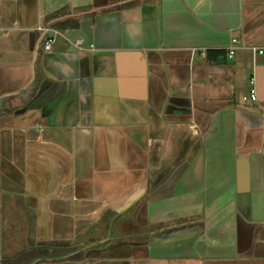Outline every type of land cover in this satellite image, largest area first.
Listing matches in <instances>:
<instances>
[{
  "label": "crops",
  "instance_id": "obj_1",
  "mask_svg": "<svg viewBox=\"0 0 264 264\" xmlns=\"http://www.w3.org/2000/svg\"><path fill=\"white\" fill-rule=\"evenodd\" d=\"M253 47L264 0H0V264H264ZM114 245L137 252L93 257Z\"/></svg>",
  "mask_w": 264,
  "mask_h": 264
},
{
  "label": "built area",
  "instance_id": "obj_2",
  "mask_svg": "<svg viewBox=\"0 0 264 264\" xmlns=\"http://www.w3.org/2000/svg\"><path fill=\"white\" fill-rule=\"evenodd\" d=\"M40 35H41V41L44 40V48L46 51H51L54 44L56 43L58 37L61 35L59 31L56 29L47 26V25H38L35 29ZM73 47L78 51L80 55H82L85 52L84 43L82 40H77L74 43H72ZM240 43L238 40H233L232 43L225 49L226 51V57L229 59H233L236 51L240 49ZM254 55H263L264 54V48H251ZM208 50L205 48L202 49H194L192 53V58L196 62H198L200 65L205 66V64L209 61L210 57L208 55ZM252 85H255L256 79L252 78L251 80ZM251 99L253 101H256L258 99L256 93H252L249 97H245L244 100Z\"/></svg>",
  "mask_w": 264,
  "mask_h": 264
},
{
  "label": "rangeland",
  "instance_id": "obj_3",
  "mask_svg": "<svg viewBox=\"0 0 264 264\" xmlns=\"http://www.w3.org/2000/svg\"><path fill=\"white\" fill-rule=\"evenodd\" d=\"M0 186H1V182H0ZM4 191V189H3ZM132 219L128 222L129 223V226L124 229L125 231L123 232H118L116 229L113 231V237L116 238V239H119L120 237H122L124 240H118V241H129V242H140L142 241L141 238H140V235L143 233V230L142 228L140 227H137V225L135 224L136 222H134V216H135V212L132 213ZM101 223H97L94 227V229H92L93 231V236L96 237V240H104V239H107V237H109V235L111 234V231H106L105 229H102L100 226ZM134 225V226H133ZM97 230V231H96ZM96 232V234H95ZM121 238V239H122ZM97 242V241H96ZM99 242L97 243V247L99 246ZM120 252H124V253H131V252H137V249L136 247L134 248L132 245H127V246H124V247H120L118 248ZM90 250V249H89ZM88 250V251H89ZM92 250V249H91ZM87 251V252H88Z\"/></svg>",
  "mask_w": 264,
  "mask_h": 264
},
{
  "label": "trees",
  "instance_id": "obj_4",
  "mask_svg": "<svg viewBox=\"0 0 264 264\" xmlns=\"http://www.w3.org/2000/svg\"><path fill=\"white\" fill-rule=\"evenodd\" d=\"M122 245L117 246H109L105 247L102 250L98 251L93 257L95 258H114L117 256H124V252H120L118 248H120ZM126 246V245H125Z\"/></svg>",
  "mask_w": 264,
  "mask_h": 264
},
{
  "label": "water",
  "instance_id": "obj_5",
  "mask_svg": "<svg viewBox=\"0 0 264 264\" xmlns=\"http://www.w3.org/2000/svg\"><path fill=\"white\" fill-rule=\"evenodd\" d=\"M225 64V59H218V60H212L209 59V61L205 64L204 67H207L209 71L216 70L222 67V65Z\"/></svg>",
  "mask_w": 264,
  "mask_h": 264
}]
</instances>
